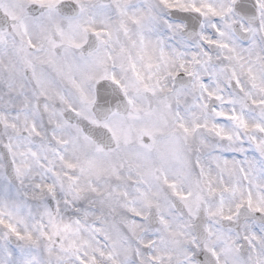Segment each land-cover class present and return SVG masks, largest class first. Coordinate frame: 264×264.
I'll use <instances>...</instances> for the list:
<instances>
[{"label":"snow or ice","instance_id":"snow-or-ice-1","mask_svg":"<svg viewBox=\"0 0 264 264\" xmlns=\"http://www.w3.org/2000/svg\"><path fill=\"white\" fill-rule=\"evenodd\" d=\"M0 264H264V0H0Z\"/></svg>","mask_w":264,"mask_h":264}]
</instances>
